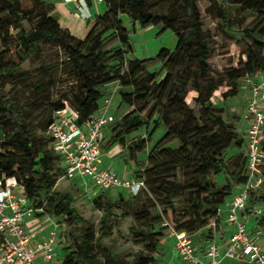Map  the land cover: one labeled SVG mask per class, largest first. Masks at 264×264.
<instances>
[{"label":"trees","instance_id":"obj_1","mask_svg":"<svg viewBox=\"0 0 264 264\" xmlns=\"http://www.w3.org/2000/svg\"><path fill=\"white\" fill-rule=\"evenodd\" d=\"M84 1L90 6L93 0ZM175 1L180 0L155 2L173 4ZM181 1L189 9L191 18L187 24L180 25V22L174 20V7H170L165 13H153L148 7L151 0H103L105 10L94 15V22L87 35L77 38L52 15L53 5L43 10L41 6L45 3L40 0H31L28 7L24 5L23 0H0V109L8 110L10 120L8 128L0 121V178L15 176L21 182L28 200L35 207L42 208L37 214L65 215L66 218L83 221L72 206V195L55 191L56 181L62 174V158L53 149L51 137L47 131L40 136L35 127L30 128L24 124L20 105L4 89L7 75L19 70L21 63L28 56L36 55L41 42H50L63 46L76 68L79 93L74 98L78 122L99 109V101L103 97L102 86L109 82L119 85L120 102L132 106L130 111L122 115L113 131L119 129L123 134L133 132L144 125L141 115L148 111L158 114L155 127L163 125L166 128L163 139L178 141L179 147L176 150L161 148L157 153L150 154L149 162L153 164L152 167L144 171V176L136 172L132 175L142 178L146 184L149 177L156 176L157 187L168 189L162 203L166 206L164 213L168 223L174 229L185 230L190 234L204 227L213 232L212 223H215L216 228L219 222L218 209L246 180L245 156L243 165L236 166L235 170L230 172L224 153L234 140L228 126L220 118L214 117L207 103L216 89L214 84L210 82L203 86L201 82L208 70V47L197 0ZM210 2L226 30L237 29L242 34L241 40L247 38L251 41L245 49L247 59L243 68L234 69L229 73V89L222 93L223 98H234L241 86L243 75L253 77L264 71V27L259 23L254 26H241L237 15L247 10L263 18L264 0ZM122 13L129 16L133 27L137 25L146 28L151 25L158 28L159 32L170 29L176 35V44L171 50L163 47L156 53L155 58L163 62L166 68L161 80H157L154 72L144 68L149 59L126 58L132 46L130 30L123 25L120 17ZM31 19L35 22L26 28L24 23ZM11 27L19 29L16 37L23 56L18 62H9L3 58L4 44L11 37ZM111 42H116L117 45L107 47ZM188 58L195 59L198 65L193 71L192 86L198 93L194 101L201 108L199 117L194 109L185 103L179 89L172 85L178 80L173 71ZM165 97L168 103L163 102ZM63 107L62 101H58L53 107V114L47 121V130L54 113ZM171 115L174 117V123L169 121ZM211 120L218 130L209 127L208 121ZM241 140L243 142L238 141L235 144L245 148V141L243 138ZM262 146L264 148L263 140ZM168 169H172L174 173L180 171L182 182L178 183L175 178H164ZM219 174L226 176V184H218ZM106 190H102L95 200L96 206L104 211L105 218L111 215L115 204L103 193ZM259 191L260 198L264 197V179L263 188ZM255 193L257 191L249 195L248 209L264 204L253 203L252 197ZM178 196L182 197L179 208L174 202V198ZM160 217L161 215L153 217L154 221H147L139 230L133 225L130 227V231L139 236L134 242L142 247L140 256L133 260L134 264L159 263L162 255L157 251V247L161 245V233L154 231V223H159ZM253 217L264 227V213L253 214ZM92 237V233L84 229L79 249L66 254L62 264H100ZM97 245L102 250L105 264H126L118 255L111 254L102 243L98 242Z\"/></svg>","mask_w":264,"mask_h":264},{"label":"rangeland","instance_id":"obj_2","mask_svg":"<svg viewBox=\"0 0 264 264\" xmlns=\"http://www.w3.org/2000/svg\"><path fill=\"white\" fill-rule=\"evenodd\" d=\"M40 1L45 3L41 6L43 10H47L51 5L54 6L51 11L52 15L63 27L68 28L74 36L84 38L87 35L94 22L96 9L89 20H86L78 14L80 10L74 7L70 11L67 8L59 7L60 0ZM155 1L151 0L148 3L149 9L153 13H165L170 7H174L176 9L174 20L180 22V25L181 23L187 24L191 18L189 9L185 7L181 0L175 1L173 4L170 2L157 4ZM23 3L28 7L31 0H23ZM96 3L99 2L97 0L92 1L94 7ZM197 4L204 38L208 47L206 59L208 70L201 78V82L203 86L212 82L216 88L207 103L214 117L220 118L228 126L234 140L233 144L224 153L228 169L233 172L236 166L243 165L246 153L245 148L235 144L238 141L243 142L241 140L242 114L245 108L246 95L249 91L244 85L246 75H243L241 79V86L236 97L223 98L222 93L229 89V73L234 69L241 70L243 68L247 59L245 49L247 45L251 44V41L247 38L244 41L241 40L242 34L237 29L226 30L217 17L210 0H197ZM102 7H105L104 3H102ZM120 17L123 25L130 30L129 38L132 49L127 53L126 58L149 59L144 64V68L149 72H154L157 80H161L166 73V68H164L163 62L156 59L155 56L157 51L163 47L171 50L176 44V35L170 29L159 32L158 28L151 25L147 28H140L137 25L133 27L127 14L122 13ZM237 18L241 26H254L259 23L261 27H264V17L260 18L252 11H243L237 15ZM34 22L35 20L31 19L26 21L24 25L28 28ZM18 31L19 29L12 27L9 29L11 37L4 44L5 51L3 52V58L6 61L18 62L23 56L16 37ZM116 45V42H111L107 44V47ZM68 55V51L61 45L41 42L40 50L36 55L28 56L21 63L19 70L7 75L4 89L20 105L24 124L30 128L35 127L40 136L46 133L47 121L49 116L53 114L52 109L58 101L66 102L74 110L77 108L74 97L79 93L77 88L78 74ZM197 67L195 59H186L182 65L173 71L178 80L174 81L172 85L174 88L179 89L185 103L192 107L199 117L201 108L194 101L198 93L192 86L193 71ZM102 93L103 97L99 101L100 105L103 104L105 99L110 98V107L114 116L113 122L108 126V133L101 143L102 152H107L110 149L107 154L103 153V161L106 165H111L117 172L124 173L125 170L130 169L131 175L136 172L144 176V171L153 165L149 162L150 154L157 153L161 148L176 150L179 147L180 143L178 141L163 139L166 128L163 125L155 127V119H157L158 114L149 111L141 115L144 121L141 128L125 134L121 133L119 129L113 131V127L120 122L122 115L130 111L132 106L120 102L119 85L117 83L109 82L102 86ZM163 102L168 103L166 97L163 98ZM0 121L6 128L9 127L8 110L0 109ZM169 121L171 123L175 122L172 115L169 117ZM208 125L218 130L212 120L208 121ZM119 133L120 135H118ZM1 138L2 129L0 128ZM262 139L264 143V130ZM180 175V171L177 170L174 173L172 169H168L164 178L170 180L175 178L179 183L182 182ZM155 177H149L143 191L135 197L117 188L104 191L103 193H105L107 199L115 202L111 215L105 218L104 211L99 209L95 203L96 197L102 190H94V186L89 180H82L79 177L67 179L61 174L56 181L55 191L60 194L68 193L72 195V206L83 221L77 218L70 219L45 213L27 216L25 222L31 220L30 222L43 230L48 229L54 222L57 223L58 243L56 244L53 264H62L66 254L79 249L83 240L84 229L93 235L92 240L95 244V252L101 261L100 264H105V258L102 255V250L97 245L98 242L102 243L111 254L118 255L126 264H134L133 260L140 256L142 247L134 242V239H139V236L132 233L130 227L133 225L139 230L147 221H154L153 217L161 215L160 222L154 223V231L161 233V245L157 247V251L162 256L158 264H166L172 239L169 236L172 235L169 229L171 225L164 213L166 206L162 203V198L167 194L168 189L158 188V180ZM217 182L219 185H224L228 180H226L225 175L219 174ZM259 193L260 191H257L252 197L253 203H264V197L260 198ZM174 202L178 208L181 207L182 197L174 198ZM258 205L264 208V204ZM256 207L248 209L251 217ZM164 223H168V225H164ZM257 226L262 230L261 244L264 247V227L259 221H257ZM202 230L203 234L199 237L195 235L196 232L190 233L196 243L201 239H213L212 232H209L206 227ZM217 230L220 231V228H217Z\"/></svg>","mask_w":264,"mask_h":264},{"label":"built area","instance_id":"obj_3","mask_svg":"<svg viewBox=\"0 0 264 264\" xmlns=\"http://www.w3.org/2000/svg\"><path fill=\"white\" fill-rule=\"evenodd\" d=\"M244 85L249 90L242 114L245 124L241 130L246 149V180L218 209L219 215L226 206L224 222L231 225L233 231L224 246L210 243L202 258L192 236L185 230L170 226L175 239L174 253L182 262L221 264L223 259L228 258L241 263L264 264V248L260 243L262 230L257 225L248 228L251 215L247 208L250 193L263 188L264 71L258 76L245 77ZM110 106L111 99L107 98L97 111L78 122V112L64 102V107L54 113L47 132L53 149L62 158L63 177L89 180L94 190L117 188L135 196L145 187L142 178L121 175L113 168L102 165L101 143L105 137V127L114 120ZM263 210L262 206H257L253 213L261 214ZM41 211L42 208L35 207L28 200L21 182L15 176L0 178V264H48L54 259L58 243L57 223L54 222L47 229L45 238L37 242L31 241L26 227L25 218ZM211 226L214 230L215 223Z\"/></svg>","mask_w":264,"mask_h":264},{"label":"crops","instance_id":"obj_4","mask_svg":"<svg viewBox=\"0 0 264 264\" xmlns=\"http://www.w3.org/2000/svg\"><path fill=\"white\" fill-rule=\"evenodd\" d=\"M58 6L61 7V8H67L69 11H70L71 8L74 7L75 9L80 10L78 12V14L80 16L86 18V20H89V18L91 17V14L94 12L95 9H96V13L95 14H101L105 10V7L104 8L102 7V2L96 3L95 4V7H94L93 5H90L89 6L84 0H77V1L60 0V2L58 3ZM248 94H249V91L247 92L245 101L247 100ZM242 123H243L242 125L244 126L245 122L243 121ZM107 126L105 127V135L108 133V127ZM107 152H103V153H106L107 154ZM102 165L104 167L112 168L111 165H108V164L106 165L104 163V161H103ZM117 173L118 174H121V175H131V170L130 169H127V170L124 171V173H122L120 171H118ZM238 190H239V188H237L235 190V193ZM225 208H226V206L224 205L223 210L218 215L219 222H218V225H216V228H215V229L220 228V231L213 230V232H212L213 239L212 240H210V239H207V240L201 239L198 243H196V241L193 238L194 244L196 245V248H197V252H198V254L202 258H204L203 253H204L205 248L210 243H216L219 246H224V244L226 243L228 237L230 236L231 232L233 231V227L231 225H227L224 222L225 221V216H226V209ZM30 221L31 220H27L26 221V227H27V229H28V231L30 233V239H31V241L37 242V241H40L41 239L45 238L47 229H44L43 230V229L39 228L37 225H34L33 222H30ZM256 225H257V222L254 219V217L252 216L251 217V220L249 222L248 228L249 229H252ZM202 234H203V230L202 229L196 231V233H195V235H197L198 237L200 235H202ZM169 237H171L172 239L170 241L171 242L170 243L171 246H170V250H168L169 251V253H168L169 254V257H168V259L166 261L167 262L166 264H178V263H180V264H190V263L182 262L175 255V253H174V242H175V239L172 236H169ZM260 243H261V239H260ZM261 246L263 247L262 244H261ZM53 260L50 261L48 264H53ZM240 263L241 262H239V261H236L234 259H228V258L223 259L222 262H221V264H240Z\"/></svg>","mask_w":264,"mask_h":264}]
</instances>
